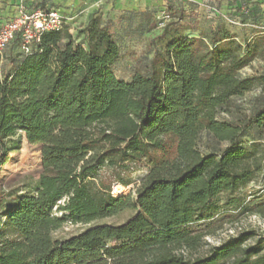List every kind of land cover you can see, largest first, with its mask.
<instances>
[{
    "label": "trees",
    "instance_id": "1",
    "mask_svg": "<svg viewBox=\"0 0 264 264\" xmlns=\"http://www.w3.org/2000/svg\"><path fill=\"white\" fill-rule=\"evenodd\" d=\"M258 1L231 9L242 14ZM43 4L31 12L51 11ZM197 15L169 0L153 40L165 46L129 81L113 72L121 48L99 17L77 35L68 26L43 33L18 60L6 54L14 42L23 48L15 36L3 57L10 72L0 58V170L20 133L41 146L43 170L4 209L0 264H264V237L253 231L198 254L205 234L193 226L216 217L222 194L264 176V138L244 141L243 126L218 117L254 87L240 72L264 57V30L246 45L220 30L182 36ZM244 127H264V100ZM204 134L228 146L205 152ZM126 212L134 215L122 224H95ZM67 222L91 226L56 239Z\"/></svg>",
    "mask_w": 264,
    "mask_h": 264
},
{
    "label": "rangeland",
    "instance_id": "2",
    "mask_svg": "<svg viewBox=\"0 0 264 264\" xmlns=\"http://www.w3.org/2000/svg\"><path fill=\"white\" fill-rule=\"evenodd\" d=\"M169 0H0L2 23L15 19L21 11L31 12L36 8V2H44V9L56 10L67 21L70 33L77 35L92 18L99 17L105 24H110L112 34L121 48L122 58L113 67L116 77L129 81L136 71H144L156 49H162L165 43L153 41L169 21L166 10ZM250 8L240 14L231 6L236 0H208L202 6L195 8L198 12L193 20V30L182 33V36L208 37L213 31H223L235 35L246 45L254 40L257 31L264 30V20L261 17L264 9ZM263 1V0H262ZM215 8L218 15L210 11ZM193 9V8H192ZM258 9V10H257ZM252 12H256L251 19ZM0 23V25L2 24ZM7 56L19 59L25 55L22 46L14 42L6 52ZM2 70L10 72L9 59H4ZM242 77L255 78L251 91L234 99V107L228 113H220L221 121L243 126V140L250 141L257 137L264 138V127L246 129L247 118L262 104L264 100V57L255 59L240 72ZM19 149L9 155V162L0 170V229L4 230L7 219L4 209L16 196L26 194L36 185L42 173V155L40 145H31L25 135L16 137ZM201 148L208 152L211 149L219 151L226 149L227 143H218L207 135H203ZM142 174V173H140ZM129 188L113 187L114 195L128 194ZM263 204L258 207V205ZM219 212L216 217L193 228L204 232V244L198 254L206 253L210 247L219 246L230 237L243 232L253 231L264 237V176L257 175L250 184L242 187L233 195L222 194L219 198ZM256 210V211H255ZM57 216L62 213L54 208ZM134 215L126 212L117 218L99 221L95 224L124 223ZM92 224V225H95ZM91 225L72 224L67 222L62 229L54 233L56 239H67L85 231ZM249 242H252L249 241Z\"/></svg>",
    "mask_w": 264,
    "mask_h": 264
},
{
    "label": "built area",
    "instance_id": "3",
    "mask_svg": "<svg viewBox=\"0 0 264 264\" xmlns=\"http://www.w3.org/2000/svg\"><path fill=\"white\" fill-rule=\"evenodd\" d=\"M185 7L191 0H179ZM215 12L214 8L210 9ZM67 26L66 18L56 10H35L33 12L21 11L13 20L0 26V58L3 60L8 45L20 33L23 39V50L30 52L31 46L41 40L45 32L60 31ZM63 203V202H59Z\"/></svg>",
    "mask_w": 264,
    "mask_h": 264
},
{
    "label": "crops",
    "instance_id": "4",
    "mask_svg": "<svg viewBox=\"0 0 264 264\" xmlns=\"http://www.w3.org/2000/svg\"><path fill=\"white\" fill-rule=\"evenodd\" d=\"M208 0H191V4H190V7L191 8H193V9H195V8H198V7H200V6H202L204 3H206ZM197 10V9H196ZM2 11H0V13H1ZM2 16H1V14H0V23H2V22H4V20L1 18ZM2 24H4V23H2ZM1 24V25H2ZM0 25V26H1Z\"/></svg>",
    "mask_w": 264,
    "mask_h": 264
}]
</instances>
